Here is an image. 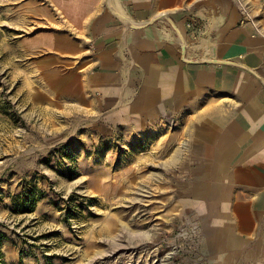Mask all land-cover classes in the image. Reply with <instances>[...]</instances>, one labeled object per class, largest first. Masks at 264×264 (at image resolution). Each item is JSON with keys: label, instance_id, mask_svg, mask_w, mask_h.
<instances>
[{"label": "rangeland", "instance_id": "obj_1", "mask_svg": "<svg viewBox=\"0 0 264 264\" xmlns=\"http://www.w3.org/2000/svg\"><path fill=\"white\" fill-rule=\"evenodd\" d=\"M69 4L0 0V264H264L208 250L164 124L117 122L66 75L70 43L91 49Z\"/></svg>", "mask_w": 264, "mask_h": 264}, {"label": "crops", "instance_id": "obj_2", "mask_svg": "<svg viewBox=\"0 0 264 264\" xmlns=\"http://www.w3.org/2000/svg\"><path fill=\"white\" fill-rule=\"evenodd\" d=\"M115 1L70 0L91 49L65 74L117 122L165 125L208 250L264 251V0Z\"/></svg>", "mask_w": 264, "mask_h": 264}, {"label": "bare ground", "instance_id": "obj_3", "mask_svg": "<svg viewBox=\"0 0 264 264\" xmlns=\"http://www.w3.org/2000/svg\"><path fill=\"white\" fill-rule=\"evenodd\" d=\"M102 258H103V254L101 253V255L98 256V259L101 260Z\"/></svg>", "mask_w": 264, "mask_h": 264}]
</instances>
